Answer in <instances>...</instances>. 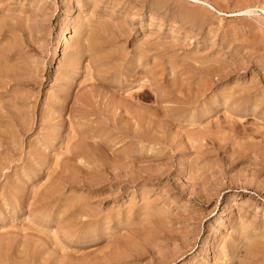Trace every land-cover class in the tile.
I'll use <instances>...</instances> for the list:
<instances>
[{
    "label": "rangeland",
    "instance_id": "374dc122",
    "mask_svg": "<svg viewBox=\"0 0 264 264\" xmlns=\"http://www.w3.org/2000/svg\"><path fill=\"white\" fill-rule=\"evenodd\" d=\"M0 264H264V0H0Z\"/></svg>",
    "mask_w": 264,
    "mask_h": 264
},
{
    "label": "bare ground",
    "instance_id": "6f19581e",
    "mask_svg": "<svg viewBox=\"0 0 264 264\" xmlns=\"http://www.w3.org/2000/svg\"><path fill=\"white\" fill-rule=\"evenodd\" d=\"M79 12V11H78ZM82 12V11H81ZM102 55V54H101ZM94 56V55H93ZM95 57V56H94ZM2 84V83H1ZM181 171V169L179 170V172ZM234 203V202H233ZM234 248V247H233Z\"/></svg>",
    "mask_w": 264,
    "mask_h": 264
}]
</instances>
